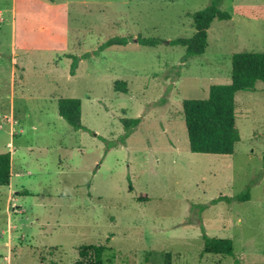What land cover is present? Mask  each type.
Wrapping results in <instances>:
<instances>
[{"label":"rangeland","instance_id":"rangeland-1","mask_svg":"<svg viewBox=\"0 0 264 264\" xmlns=\"http://www.w3.org/2000/svg\"><path fill=\"white\" fill-rule=\"evenodd\" d=\"M212 1L0 0V154L13 160L0 264H76L84 245L109 264H264V83L236 95L231 156L192 153L183 111L231 82L234 54L264 52V0H223L232 19L213 23L202 56L165 43L191 38ZM115 37L133 40L94 54ZM85 54L72 76L68 57ZM62 98L82 101L89 132L59 115ZM202 228L235 256L204 254Z\"/></svg>","mask_w":264,"mask_h":264},{"label":"trees","instance_id":"trees-1","mask_svg":"<svg viewBox=\"0 0 264 264\" xmlns=\"http://www.w3.org/2000/svg\"><path fill=\"white\" fill-rule=\"evenodd\" d=\"M223 0H213L212 3L193 15L195 33L191 38H179L165 42L170 46H179L186 49L187 58L202 56L208 47V31L215 21L225 22L232 19L228 11L221 9ZM132 37H115L109 39L94 53L101 54L114 47H126ZM135 42L143 47L155 48L163 41L155 38L138 37ZM91 54L81 57L70 55L72 60L71 75L75 76L82 60L90 59ZM264 83V52H242L232 56V79L226 85H213L210 88L209 98L206 100H185L183 111L187 129L190 150L194 154H210L231 156L235 153L236 145L241 141L240 132L236 125V95L239 92H255L257 84ZM116 92L127 94V83L117 81L114 85ZM59 115L75 130L90 131L82 124V101L80 99L62 98L59 100ZM141 119L124 121L126 135L129 137L134 128L138 127ZM102 139V138H101ZM113 144L109 146L112 148ZM11 152L0 154V186L10 185L12 177ZM128 190L133 191V179L128 178ZM251 185L235 197V200L244 202L250 200ZM228 199L229 198H225ZM224 199L213 201L217 204ZM205 207H201L203 210ZM204 240V254L223 255L234 257V244L231 239L210 237L202 228ZM107 248L103 245L81 246L79 260L76 264H109L104 259ZM236 264H239L237 262Z\"/></svg>","mask_w":264,"mask_h":264}]
</instances>
